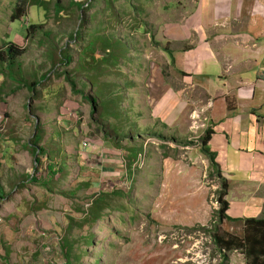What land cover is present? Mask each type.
Wrapping results in <instances>:
<instances>
[{
	"label": "rangeland",
	"instance_id": "obj_1",
	"mask_svg": "<svg viewBox=\"0 0 264 264\" xmlns=\"http://www.w3.org/2000/svg\"><path fill=\"white\" fill-rule=\"evenodd\" d=\"M47 1V9L32 5L7 26L12 41L24 40L26 26L49 14L20 42L28 48L18 59L23 69L10 63L0 82L12 116L0 137V264H64L65 237L74 243L71 264H228L211 235L215 224L230 230L216 213L222 179L201 150L194 110L181 130L150 111L171 78L166 48H181L199 0H96L83 27L71 0L57 10V0ZM95 37L97 61L86 48ZM32 81H40L35 91ZM26 120L32 134L16 133ZM12 138L32 154L24 167L12 159ZM97 199L103 210L87 224ZM239 252H227L228 260L241 264Z\"/></svg>",
	"mask_w": 264,
	"mask_h": 264
},
{
	"label": "crops",
	"instance_id": "obj_2",
	"mask_svg": "<svg viewBox=\"0 0 264 264\" xmlns=\"http://www.w3.org/2000/svg\"><path fill=\"white\" fill-rule=\"evenodd\" d=\"M18 2L0 0V50L10 42L23 47L20 42L28 41L27 34L24 40L17 34L12 41L7 29ZM197 3L188 15L185 37L181 31V48H166L173 59L171 78L150 111L165 127L181 130L183 117L187 111L194 110L193 128L202 131V136L211 131L207 148L215 155L213 167L228 183L225 198L229 207L225 215L229 219L218 221L229 226L231 234L241 236L244 219L264 217V0H199ZM47 15L42 12L38 23H46ZM185 21L183 17L177 22L179 29ZM20 57L12 64L17 71L23 69L18 62ZM4 76L0 71L2 84ZM3 95L9 94L3 92ZM11 121L9 103L0 99V137L5 133L2 128L8 125L9 129ZM30 128L32 134V123L26 120L21 128L14 130L25 134ZM10 140L16 147L13 154L20 157L19 160L12 154V159L18 167H24L23 162H31L32 154L20 150V139ZM10 140H6L9 149ZM114 150L110 151L122 160L118 149ZM111 174L112 170L107 176ZM234 225L239 226L238 233L231 232ZM237 255L243 261L241 264H248L242 252ZM226 263L233 264V260L230 258Z\"/></svg>",
	"mask_w": 264,
	"mask_h": 264
},
{
	"label": "trees",
	"instance_id": "obj_3",
	"mask_svg": "<svg viewBox=\"0 0 264 264\" xmlns=\"http://www.w3.org/2000/svg\"><path fill=\"white\" fill-rule=\"evenodd\" d=\"M96 0H82V1H75L71 0L69 1L70 4L68 6L77 8L78 11L83 12L84 17H82V22L81 26L83 27L86 22V15L91 12L92 10H95L97 12L98 10L96 7L98 6L99 3H95ZM61 0H57L55 4V8L61 7ZM110 2V1H109ZM111 4V3H110ZM36 5L40 8H48L49 1L47 0H19L18 4L15 6L13 14L11 18L13 20L17 18L24 17L27 14L28 8L30 6ZM113 6V4H111ZM134 6V5H133ZM105 10V9H104ZM104 10H100L104 12ZM81 16V14H80ZM94 18V14L92 16ZM96 18V16H95ZM43 23H33L30 24L29 26L26 27L27 31V40L29 41V38L34 36L35 33L40 31L42 28ZM76 37H73L75 39ZM78 38V34H77ZM98 42H99V37H95L92 39L86 46L88 49V55L90 56L91 59L94 61H97L95 57V52L97 51L98 47ZM122 42V41H120ZM102 43V42H101ZM102 46V44H101ZM109 49V48H108ZM28 50L27 46L20 47L14 42H10L8 47L5 49L0 50V66L3 65V70L0 69L1 72H8V64L16 62V59L20 56H22L24 53H26ZM61 56H65V52L61 51ZM70 58L72 56L70 55ZM69 60V59H68ZM110 60V58H109ZM100 61V60H99ZM102 62H107L104 57L101 60ZM8 62V64L6 63ZM71 60L67 61L68 64H70ZM50 72H47L46 74H49ZM40 81H32V83L29 85L30 89L32 91H35L36 85H38ZM75 85V82H72ZM26 86V85H25ZM83 93V92H81ZM5 97L3 95V86H0V99L3 101L5 100ZM94 100V101H93ZM92 106H93V113L96 112L97 110V105H98V100L97 98H92L90 99ZM6 105V104H5ZM211 136V131L207 130L204 134V136L201 137V148L203 149V152L208 156L209 160L212 162L211 164L215 166V155L211 153L210 149L207 148L208 142L210 140ZM35 144V143H34ZM119 148V146H117ZM41 150L38 152L39 155H41V152L43 151V148H40ZM37 152V150H36ZM35 162L37 165H39L40 159L39 157L35 158ZM133 164V163H132ZM48 170V169H47ZM35 175L37 173L35 172ZM36 176H34L35 178ZM34 180V179H33ZM221 186L222 190L219 192V197L218 201L220 202V206L217 209V217L218 220H221L223 218L229 219L225 215V211L227 207H229V201L225 198L227 195L228 191V183L225 179L222 178L221 180ZM100 199H97L93 206L91 207L90 211L87 213V215H91V219H85L83 222L90 224L91 222L96 221L99 219L100 214L103 210V208H100ZM83 224H80V227H82ZM213 231L211 233L212 239L214 244L218 249H221L224 251V259L228 261V255L227 252H232L233 250H239L242 252L245 263L248 264H264V217L262 218H247L244 219V228H243V234L241 236H236L231 234L230 232L227 231H220L215 224L213 226ZM61 248H62V255L65 258L64 264H71V259H72V253L74 250V243L68 241V238L65 237L63 239V242H61ZM63 264V263H62Z\"/></svg>",
	"mask_w": 264,
	"mask_h": 264
},
{
	"label": "built area",
	"instance_id": "obj_4",
	"mask_svg": "<svg viewBox=\"0 0 264 264\" xmlns=\"http://www.w3.org/2000/svg\"><path fill=\"white\" fill-rule=\"evenodd\" d=\"M75 1H82V0H75Z\"/></svg>",
	"mask_w": 264,
	"mask_h": 264
}]
</instances>
